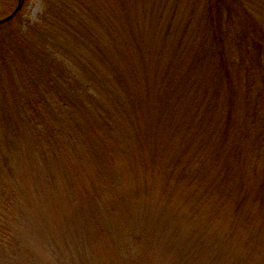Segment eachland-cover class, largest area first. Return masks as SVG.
Segmentation results:
<instances>
[{
  "label": "rangeland",
  "instance_id": "1",
  "mask_svg": "<svg viewBox=\"0 0 264 264\" xmlns=\"http://www.w3.org/2000/svg\"><path fill=\"white\" fill-rule=\"evenodd\" d=\"M99 1L92 0L91 5ZM127 1V14L117 16H120L121 21L126 17L133 34L140 37L145 60L142 68L136 71V81L147 77L157 79L158 72L161 71L160 59L165 51L169 53L166 42L161 39L165 35L160 32V24L156 28L154 21L165 11L168 13V21L173 22L172 28L170 27L172 47L178 46L183 29L192 15L194 23L185 39L187 52L192 49L194 37L205 33L203 5L208 0H169L163 13L161 9L164 1ZM250 1L245 0L252 10L253 20L264 25L263 1L259 4L253 0V5ZM15 2L17 4L14 11L19 0ZM199 3L202 4L201 7ZM218 5L222 15L217 36L221 40L219 47L229 46L233 52H237L238 42H241L243 36L238 33V18L224 1L220 0ZM3 9L0 8L1 12L8 11ZM43 9V0H23V7L17 18L0 29V42L4 43L12 35L21 38L22 26L26 29L37 22ZM102 31L106 34L107 26ZM22 38L32 40L24 36ZM129 40L132 41L133 38L130 36ZM259 52V49L252 50L247 64L251 60L257 61ZM249 67L248 73L243 74L242 70L233 66L229 78L231 99H222L223 106H226L225 112L214 108L224 115V125L212 120L213 114L206 105L187 104L196 116L205 121L196 130L208 132L209 135L214 133L219 138L216 147L210 150L212 147L205 148L203 141L194 135L197 140L191 144L193 146L189 151L192 161L189 179H196L198 174H203L213 185L222 177L226 179L229 176V180L236 183L224 186V189L233 191L235 198L231 199V203L223 204L220 203L224 198L208 193L207 187L204 190L185 187L187 201H191L188 197L194 193L211 195L214 199V202L200 206L201 209L194 214L179 200L173 198L175 201L168 205V201L162 199L161 193L165 187H174L173 177H168L157 169L156 164L151 168L154 173L150 174L144 165L135 162L139 143L146 142L141 141V136H136L134 127L122 126L118 129L114 125L109 131L105 128L101 130L105 135L109 133L108 136L114 137L118 143L119 149L112 151L109 158L112 161L110 164L113 163L111 170L114 178L120 176L115 183L120 185V195L126 201L123 205L119 204L124 211L118 210L105 197L91 202L88 198L91 191L86 195L79 188L77 179L85 188H91L95 180V161L100 156H107L110 148L99 145L90 150L79 143L78 148L68 150L67 159H60L58 151H46L43 154V148L35 151V158L31 157L34 141L25 138L29 134L22 128L25 127L23 124H28L18 114L7 111L9 107H5L7 99L12 102L11 91L18 84L13 79L8 84L9 89H2L0 79V118H5L7 123L11 121L10 127L0 124V149L6 131L17 133L20 137V145L15 146L9 160L14 175L7 174L4 177L12 187L9 193L15 196L14 207L18 217L15 223L19 234V249L15 251L14 257L8 256L12 260L9 264H264V84L258 72L259 66ZM106 71L108 72L104 69ZM130 80L132 81V76ZM245 81L249 82L251 90L250 87L245 89ZM109 85H118L116 76ZM117 88L111 89L119 94L121 89L119 86ZM242 88L245 89V94ZM99 107L93 112L94 115L97 114L96 119ZM254 112L257 117L252 127L250 123ZM24 116L28 122L30 113L25 111ZM241 116L246 119L238 124ZM91 117L95 119L93 115ZM96 119L95 122L99 125ZM93 124L97 126L94 122ZM85 129L89 128L84 126L81 132L79 129V135ZM154 131L155 128H152V133ZM99 136L103 138L100 132ZM162 143L173 150L174 138H162ZM124 146L122 155L120 148ZM227 149L232 152L226 154L229 158L224 162ZM170 152L172 151L166 153ZM200 154L203 156L199 157ZM203 161L206 165L200 164ZM182 178L183 176H179L177 180ZM236 187H240L241 194L235 190ZM5 193L8 194V191L0 189V201L4 196L7 197ZM178 199L182 200L181 197ZM253 201H256V217L252 222L246 223L242 219L232 221L238 214L251 210ZM207 212L210 213L207 215ZM225 214L230 217H224Z\"/></svg>",
  "mask_w": 264,
  "mask_h": 264
},
{
  "label": "trees",
  "instance_id": "2",
  "mask_svg": "<svg viewBox=\"0 0 264 264\" xmlns=\"http://www.w3.org/2000/svg\"><path fill=\"white\" fill-rule=\"evenodd\" d=\"M15 1L0 0V8L8 10H0V20L14 12L18 2ZM161 1H164L161 9L163 13L169 0H160V3ZM222 1L235 12L240 24L238 33L243 34L241 42H238L237 52H233L229 46L219 47L221 40L217 36L222 15L217 6L220 0H208L203 5V26L206 25V30L202 36L194 37L189 52L185 39L194 23V15L183 29L178 46L172 47L170 27L172 28L173 22L168 21V13L165 11L154 21L156 28L160 24V32L165 35L161 39L166 42L169 53L165 51L160 59L161 71L158 72L157 79L147 77L136 81V71L142 68L145 60L140 37L133 34L126 17L121 21L120 16H117L127 14V0H100L93 6L92 0H43L44 9L39 20L26 29L24 26L21 28V35L32 38L31 41L12 35L4 43L0 42L2 89H9L8 84L13 79L18 84L11 91L12 102L7 99L5 107H9L7 111L18 114L28 124H23L25 127L22 128L29 134L25 138L34 141L30 156L34 157L35 151L43 148V154L46 151H58L60 159H67L68 150L78 148L79 143L90 150L93 146L105 145L104 147L110 148V152L107 156L96 159L92 187L85 188L78 179L77 184L86 195L91 191L88 197L91 202L105 197L118 210L124 211L119 204L123 205L126 201L120 195V185L115 183L120 176L114 178L111 170L113 163L110 164L112 161L109 158L112 151L119 149L118 143L114 137L108 136L109 133L105 135L101 130L105 128L109 131L114 125L118 129L122 126L134 127L136 136H141V141L146 142L139 143L135 162L144 165L150 174L154 173L151 168L156 164L157 169L174 178V187H165L161 193V198L168 201V205L179 200L194 214L198 213L200 206L214 200L211 195L194 193L188 197L191 201H187L186 188L190 187L200 190L207 187L208 193L224 198L220 204L231 203L235 195L232 190L224 189V186L236 183L231 182L229 176L226 179L222 177L213 185L203 174H198V178L193 180L188 176L192 163L189 155L193 146L191 144L199 138L205 148L212 147L210 150H213L219 138L214 133L209 135L208 132L196 130L205 121L196 116L187 104L206 105L213 114L212 120L224 125V115L214 108L225 112L226 106H223L222 99H231L229 78L233 66L242 70L243 74L248 73L250 65L259 66L258 72L264 84V25L253 20L252 10L245 0ZM255 1L259 4L263 1L264 4V0ZM250 3L253 5V0ZM199 6L202 4L199 3ZM10 23L1 25L0 29ZM104 26H107L106 34L102 31ZM130 36L132 41L129 40ZM258 49L260 52L257 61L251 60L247 64L252 50ZM134 54L137 55L133 56ZM104 69L108 72H104ZM115 76L118 85L109 86L112 89H118L119 86V94L108 86ZM244 87H250L248 81H245ZM245 89L242 88L243 94ZM98 107L100 112L96 119L97 114L94 115L93 112ZM25 111L30 113L28 122L25 120ZM256 117V112L252 113L250 126L254 127ZM245 119V116H241L238 124ZM7 122L5 118H0V124L10 127L11 121ZM84 126L89 129L79 135V129L81 132ZM212 127L217 129L216 126ZM152 128H155L153 133ZM99 132L103 138L99 136ZM194 135L197 139H194ZM162 138H174L173 150L162 143ZM3 139L5 141L1 139L3 144L0 149V189L8 191V194L5 193L7 197L4 196L0 201V264H9L12 260L8 256L14 257L15 251L19 249V234L15 223L18 219L14 207L15 196L9 193L11 186L4 177L7 174L14 175L9 160L15 146L20 145V137L17 133L6 131ZM120 149L123 155L125 146ZM230 150L225 151L224 162L229 158L226 154L232 152ZM168 151L172 152L166 153ZM41 152L39 151V155ZM200 164L206 165L204 161ZM179 176L183 178L177 180ZM235 190L242 193L240 187ZM255 203L256 201L251 203V210L238 214L232 221L242 219L246 223L252 222L256 217ZM224 217L230 216L225 214Z\"/></svg>",
  "mask_w": 264,
  "mask_h": 264
},
{
  "label": "water",
  "instance_id": "3",
  "mask_svg": "<svg viewBox=\"0 0 264 264\" xmlns=\"http://www.w3.org/2000/svg\"><path fill=\"white\" fill-rule=\"evenodd\" d=\"M22 7H23V0H20L19 5L16 8V10L10 16H8L7 18H5L3 20H0V26L5 24V23L10 22L11 20H13L17 16V14L20 12Z\"/></svg>",
  "mask_w": 264,
  "mask_h": 264
}]
</instances>
